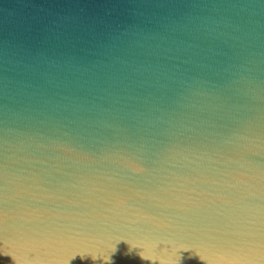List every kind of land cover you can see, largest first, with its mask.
Masks as SVG:
<instances>
[{
    "label": "water",
    "instance_id": "95a60500",
    "mask_svg": "<svg viewBox=\"0 0 264 264\" xmlns=\"http://www.w3.org/2000/svg\"><path fill=\"white\" fill-rule=\"evenodd\" d=\"M0 264H264V0H0Z\"/></svg>",
    "mask_w": 264,
    "mask_h": 264
}]
</instances>
